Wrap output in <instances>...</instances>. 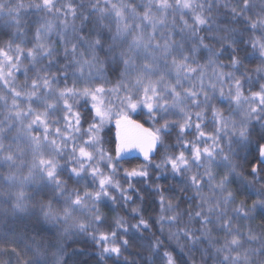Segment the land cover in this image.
<instances>
[{
  "label": "snow or ice",
  "instance_id": "obj_1",
  "mask_svg": "<svg viewBox=\"0 0 264 264\" xmlns=\"http://www.w3.org/2000/svg\"><path fill=\"white\" fill-rule=\"evenodd\" d=\"M221 9L227 10L223 16ZM257 32L247 44L259 52L262 63L254 71L264 79V0H0V215L33 216L64 234L89 235L102 254L120 256L116 232L97 227L104 223L98 205L115 201L109 188L131 201L127 191L137 190L131 184L122 189L114 177L135 150L144 164L124 169L126 179H146L152 166L170 169L183 184L175 203L155 187L161 213H172L159 222L176 226L167 238L177 241L178 251L161 252L164 245L155 240L147 246L155 258L145 264H264V231L236 223L264 213V198L250 207L237 198L241 190L264 197V188L256 191L236 160L252 142L256 129L249 125L255 122L260 160L250 174L264 179V84L257 81L259 90L245 95L252 78L236 74L244 66L238 37ZM226 50L227 64L219 59ZM109 76L115 84L106 88ZM214 100L229 105V114ZM145 111L151 127L132 118ZM209 112L212 127L205 131ZM113 122L110 152L104 129ZM173 130L176 142L170 145ZM193 133L195 139H187ZM160 149L164 154L154 163ZM65 174L77 184L88 180L95 190L70 189ZM181 202L188 205L182 211ZM116 227L133 238L150 228L142 217L135 232L123 220ZM121 243L127 249L129 240ZM11 253L19 264H65L63 248L50 261L35 240L23 255L15 247Z\"/></svg>",
  "mask_w": 264,
  "mask_h": 264
},
{
  "label": "trees",
  "instance_id": "obj_2",
  "mask_svg": "<svg viewBox=\"0 0 264 264\" xmlns=\"http://www.w3.org/2000/svg\"><path fill=\"white\" fill-rule=\"evenodd\" d=\"M28 0H25L27 3ZM226 9H221V16L226 12ZM30 16H26L25 19H29ZM220 22V21H218ZM238 27V26H235ZM201 35H207L205 32H201ZM259 36L260 33H246L238 39H242V43L237 45L238 55L243 59V68L237 72V76H241L243 73H246L248 77L252 78L251 84L245 85V95H249L250 91H258L259 83L264 84V79H260L258 73L254 70L261 65V59L259 52L254 51L248 44L247 41L251 36ZM7 39V37H4ZM55 40V36L52 38ZM206 43H215L213 41H205ZM30 46V45H29ZM217 48L220 45H215ZM247 57V58H245ZM198 59L201 64L207 62L206 55L198 56ZM220 62L227 64L229 62V57L227 55V50L225 54L220 58ZM27 65V61H25ZM209 77H211L212 69L211 67L207 70ZM224 71H233L231 68H225ZM31 75V73H29ZM17 79L20 83L23 82L24 77L17 74ZM109 79L112 80V83H105L106 88L113 87L115 84V79L109 76ZM103 83V82H98ZM62 86V85H61ZM187 86V85H186ZM227 87V85H225ZM111 99L115 100L113 96ZM213 103L217 107H221L225 110V114H229V105L221 104L218 100H214ZM234 107V106H233ZM139 111V110H138ZM197 111V110H194ZM234 115V118L239 120L238 115ZM207 119L206 123L209 125L205 131H210L211 124V113L206 114ZM133 119L140 120L147 126L151 127V124L148 123V116L145 112H140L139 115L133 114ZM172 119H177V117H172ZM87 127V125H83ZM250 128H255L256 131L253 132L251 137V143L239 152V156L236 157V160L239 164L242 165L238 171L242 172L248 180H254L253 188L256 191H260L264 188V179H258L253 177L251 173V167L253 164L259 163V154L257 152L256 141L259 138V125L253 124L249 125ZM104 135L109 141L105 144V148L108 151H112L115 146L114 138V122L105 126ZM187 139H195V135L190 134L187 136ZM176 142V130L172 131V136L167 140L168 144H174ZM264 143V141H262ZM169 151H179V149L169 148ZM113 156L115 153H112ZM164 154V150L160 149L157 151V154L152 157L154 163H159ZM144 164V159L135 157V158H125L120 161L118 166L119 170L114 179L120 184L122 189H128L129 184L133 186L137 191H127V195L131 196V201H125L120 192L109 188L108 191L111 196L115 197V201L106 200V202L100 203L98 207L102 217L104 218V223L98 225L100 231H115L116 232V243L121 247V255L114 256L108 254H102L101 246L91 239L89 235L81 234L78 232L70 231L67 234L62 232V229H53L50 225L39 222L33 216H21V217H12V216H3L0 215V250H6L5 254L0 256V259L8 262V264H19L17 258L12 255L11 248L15 247L18 252L23 255V251L30 245H32L33 240L41 243L44 246V250L49 253V260L51 261V253L57 251V247L64 249L63 259L65 264H145V259L148 257L155 258V254L148 249L150 242L159 240L163 243V251L173 252L175 255L178 251L177 241L168 239L169 230L175 231L176 226L173 225H161L159 218L161 215L169 216L172 213L160 211L159 197L161 193L155 191L156 185L164 190L163 195L166 198H173L174 203L179 201L182 194L177 191V189L183 187V184L179 178L173 179L170 169L164 170L161 172L152 166H149V176L145 178H130L126 179L124 175V169H131L133 167H138L139 165ZM103 168V165H101ZM107 174V169H104ZM166 176L167 178H163ZM261 177H264V172L260 173ZM157 177H162L157 179ZM67 181L68 187L78 188L81 190H95L93 185L89 183L88 180L82 181L77 184L74 179H70L67 174L62 177ZM240 187L239 181L233 183L232 188L236 191ZM238 201H244L246 206H251L253 201L264 198L256 195H252L249 190L237 191ZM188 207L186 203L181 202L180 210ZM133 209H138L137 212H133ZM255 219L253 220H237L238 223L245 231L248 226H251L254 231L258 234L260 231H264V213H261L259 210L252 214ZM141 217L148 221L150 226L149 230H144L141 228L136 232L135 238L127 235L124 231L116 227L117 220H123L125 222V227L128 229L129 233L135 232L133 225L137 224ZM184 221L187 220V217L183 218ZM179 227H184V223L181 222ZM192 227H198V225H192ZM161 228H163V233H161ZM89 232H92V229H89ZM128 239L129 245L125 249L124 245L121 243L122 240ZM185 241L183 238L180 239L179 244L183 245ZM51 245H56V247H50ZM256 247L257 245H252ZM187 250L185 249V253ZM30 255V253H29ZM157 264H163L162 260H157Z\"/></svg>",
  "mask_w": 264,
  "mask_h": 264
},
{
  "label": "water",
  "instance_id": "obj_3",
  "mask_svg": "<svg viewBox=\"0 0 264 264\" xmlns=\"http://www.w3.org/2000/svg\"><path fill=\"white\" fill-rule=\"evenodd\" d=\"M137 120V119H135ZM139 121V120H138ZM140 123H143L141 121H139ZM144 124V123H143ZM145 125V124H144ZM145 127H149L147 125H145ZM114 137H115V140H116V128H115V124H114ZM135 157H139V158H142L143 159V156L141 153H139L138 151H132L131 153L127 154L125 158H135ZM260 159V157H259Z\"/></svg>",
  "mask_w": 264,
  "mask_h": 264
},
{
  "label": "flooded vegetation",
  "instance_id": "obj_4",
  "mask_svg": "<svg viewBox=\"0 0 264 264\" xmlns=\"http://www.w3.org/2000/svg\"><path fill=\"white\" fill-rule=\"evenodd\" d=\"M115 138V137H114ZM116 142V141H115Z\"/></svg>",
  "mask_w": 264,
  "mask_h": 264
}]
</instances>
